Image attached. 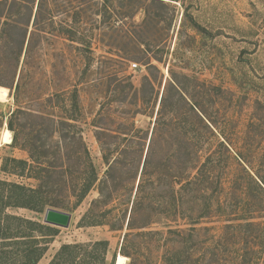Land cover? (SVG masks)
<instances>
[{
    "label": "rangeland",
    "instance_id": "374dc122",
    "mask_svg": "<svg viewBox=\"0 0 264 264\" xmlns=\"http://www.w3.org/2000/svg\"><path fill=\"white\" fill-rule=\"evenodd\" d=\"M4 2L0 181L41 186L34 171L22 177L8 165L34 152L58 166L50 200L72 214L52 237L33 232L50 242L38 264L63 245L98 242H108L106 264H264V0H113L108 9L92 0L77 41L65 33L76 16L57 14L34 40L31 23L22 55L28 10ZM14 112L11 146L2 136ZM61 124L70 125L66 147L53 133ZM85 150L99 179L75 207L73 190L90 171ZM208 157V180L182 188ZM109 175L113 197L92 206ZM8 213L45 224V213ZM22 240L0 242V258Z\"/></svg>",
    "mask_w": 264,
    "mask_h": 264
},
{
    "label": "trees",
    "instance_id": "16d2710c",
    "mask_svg": "<svg viewBox=\"0 0 264 264\" xmlns=\"http://www.w3.org/2000/svg\"><path fill=\"white\" fill-rule=\"evenodd\" d=\"M136 1H145V0H136ZM157 1V0H155ZM175 1V0H174ZM113 0H103L102 6L104 9L110 8ZM5 8H9L10 11H13L14 8L18 7L20 10L22 8H26L28 10L27 22L25 23V40L23 41V47L21 50V55L23 53V48L28 36L29 28L31 23L33 22V30L30 37V40H34L36 34L41 32L43 29H47L49 26H55L56 24V15L60 14H69L71 17L76 16L73 20L75 21V26L73 28L65 29V33H69L71 36L69 40L77 41L79 39V30L78 25L81 23V18L83 15V11L85 12V6L91 7L92 0H5L3 3ZM123 8L125 6L123 5ZM36 9V12H35ZM4 10V9H3ZM10 16H14L10 14L8 17L7 24L9 25L12 20H10ZM14 28V26H10ZM16 28V27H15ZM22 28V27H21ZM76 28V29H75ZM19 29V28H17ZM28 54L31 53L30 45L28 48ZM1 88L5 89L1 91ZM9 97L8 89L4 87H0V99L6 100ZM19 112V111H18ZM17 112L12 113V115L8 119V128L10 131L15 132V124L13 120V116H15ZM63 125L62 129L53 131L54 134H59L60 141L62 145L65 144L67 146V141L69 138V134H66L65 130H67L69 124H61ZM67 127V128H66ZM18 138L17 136L14 138L11 146L17 145ZM61 149V147H59ZM62 152V150H61ZM86 159L90 162V171L83 182H80L74 191V196L77 199L75 207L79 206L82 201L89 195V193L95 188L96 182L98 181V171L93 166L92 160L90 159L89 153L85 150ZM44 157V156H43ZM48 157V156H45ZM56 160H63V155L60 153H56ZM201 160V159H200ZM203 160V159H202ZM12 166L13 170H19L20 176L31 177L29 173L34 171L35 179L44 180V183L38 188H31L25 185L17 184V183H8L0 181V242L6 243L5 241H10L15 245V239H24L22 240V244L24 243L22 250H18L17 252H11L9 255L3 256L0 258V264H38L39 261L43 258V256L48 251V245L50 242H41V238H37L33 235V232H37L39 230H46L51 234H47L46 236L54 235L53 229L51 226H47L40 222H34L31 220L24 219L22 217L14 216L8 213L10 208L16 209H27L37 213H46L48 209H57L59 210V204L52 202L50 200V194L54 191L53 188L48 183V178L52 175L54 171H58V166L56 163H48L47 165L42 162V157L34 152L31 153L30 160H18L16 158H10L8 160ZM209 161L210 158H206L203 163L200 164V168H198L197 177L192 180V182H187L186 184H182V188H187L191 184L198 182V180L202 177L204 181L208 180L209 172ZM53 162V161H52ZM202 162V161H201ZM7 167V168H5ZM4 169H9L8 166H4ZM67 172H63L65 174ZM107 174H111L109 171ZM108 180H103L100 184L99 192L101 197L99 200L94 201L92 206L97 205L103 200L105 197L111 199L114 195V192L109 193L107 196V191L109 190V179L110 175L107 177ZM182 183V182H181ZM186 185V186H185ZM142 187L140 183L139 188ZM185 190V189H183ZM203 198L207 200V193H203ZM174 205L177 204V196L173 194ZM207 206L209 205V200L206 201ZM209 207V206H208ZM93 207L90 208V211L93 215L95 214L92 210ZM71 213V212H69ZM89 216V215H88ZM93 218V217H92ZM191 221L194 219L190 216ZM86 223L90 226H98L101 225L102 222H98L96 218L90 219V217H86ZM192 224V222H191ZM240 227H243L239 224ZM252 225V224H246ZM128 229L130 231L135 230L130 226V222L128 224ZM172 233H180L181 231H177L175 229H171ZM129 234L125 236V241L128 240ZM25 241V242H24ZM27 241V242H26ZM124 247V246H123ZM108 250V242H98L93 245H85V244H74V245H63L58 253L53 258L51 264H106V253ZM122 254L126 257H130V254L126 247L122 249ZM22 255V256H20ZM21 257V258H20Z\"/></svg>",
    "mask_w": 264,
    "mask_h": 264
},
{
    "label": "water",
    "instance_id": "95a60500",
    "mask_svg": "<svg viewBox=\"0 0 264 264\" xmlns=\"http://www.w3.org/2000/svg\"><path fill=\"white\" fill-rule=\"evenodd\" d=\"M71 221V213L57 209H48L44 215V223L53 227L68 229Z\"/></svg>",
    "mask_w": 264,
    "mask_h": 264
},
{
    "label": "bare ground",
    "instance_id": "6f19581e",
    "mask_svg": "<svg viewBox=\"0 0 264 264\" xmlns=\"http://www.w3.org/2000/svg\"><path fill=\"white\" fill-rule=\"evenodd\" d=\"M2 142L4 144L12 143V133L9 129H5L2 136Z\"/></svg>",
    "mask_w": 264,
    "mask_h": 264
}]
</instances>
